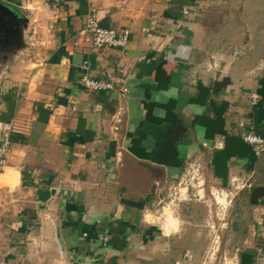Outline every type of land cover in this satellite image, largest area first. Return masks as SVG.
Listing matches in <instances>:
<instances>
[{"label": "crops", "instance_id": "crops-1", "mask_svg": "<svg viewBox=\"0 0 264 264\" xmlns=\"http://www.w3.org/2000/svg\"><path fill=\"white\" fill-rule=\"evenodd\" d=\"M91 11L101 27L130 30L124 51L92 47L84 31ZM235 18L242 26L223 34L221 20ZM254 20L264 22V0H0V27L17 23L21 38L0 36V131L8 125L13 137L0 172V264H186L170 208L159 227L140 213L155 168L171 181L190 160L219 187L238 186L232 264H264V144L244 139L264 140V26ZM85 62L109 89L83 87ZM223 79L227 87L214 90ZM148 109L151 120L170 109L179 125L205 121L160 164L159 133L169 127L146 120ZM140 133L147 160L130 152ZM144 164L151 176L139 187ZM146 198L140 210L122 203Z\"/></svg>", "mask_w": 264, "mask_h": 264}, {"label": "rangeland", "instance_id": "rangeland-1", "mask_svg": "<svg viewBox=\"0 0 264 264\" xmlns=\"http://www.w3.org/2000/svg\"><path fill=\"white\" fill-rule=\"evenodd\" d=\"M231 4L239 9L233 1ZM219 11L226 12L227 10L222 8ZM197 13V10L196 12L192 11L190 16L195 17ZM236 18L231 23H229L230 20H221L223 24H226L222 26L223 34L227 33L228 36L231 33L233 22L235 28L242 26L240 20H244ZM249 24L253 27L264 26V22L259 20L249 21ZM231 39L232 36L229 38L231 48L237 46V41L232 42ZM198 162L187 161L177 178L171 181L165 180L160 169L155 168L153 175L156 185L154 184L149 192V196L152 198L147 208L140 214L145 216L149 222L158 220L155 223L159 227V225L167 224L164 209L170 208L171 216L180 221V233L182 239L186 240V243L185 240L182 242L184 244L182 249L185 245L187 248L183 253L187 251L190 256L186 264H232L233 241L230 236V225L233 219L234 200L240 197L239 190L235 188L238 186L235 184L229 189L219 187L209 178L205 165H200ZM147 171L148 168L145 167V164L137 167L136 172H139L140 176L139 187L141 183L148 186L146 177L147 175L151 176V172ZM133 177V174H130L126 178L131 180ZM108 179H106V183L113 185L114 178ZM134 185L135 182L131 187L128 186V189L135 190ZM137 191L138 194H144L142 189ZM156 234L161 236L159 229Z\"/></svg>", "mask_w": 264, "mask_h": 264}, {"label": "built area", "instance_id": "built-area-1", "mask_svg": "<svg viewBox=\"0 0 264 264\" xmlns=\"http://www.w3.org/2000/svg\"><path fill=\"white\" fill-rule=\"evenodd\" d=\"M84 31L89 34L92 47L95 49L112 48L124 51L130 40L131 32L127 28H104L99 25L98 18L94 11L87 16ZM81 83L89 91H102L110 88V85L102 80H95L90 78L87 73L89 71V64L83 63L81 65ZM10 127L4 125L0 131V172H2L8 163V156L11 150L12 142L10 140ZM244 139L256 146L260 147L264 144V140L257 136L247 134ZM264 260V257H262Z\"/></svg>", "mask_w": 264, "mask_h": 264}, {"label": "trees", "instance_id": "trees-1", "mask_svg": "<svg viewBox=\"0 0 264 264\" xmlns=\"http://www.w3.org/2000/svg\"><path fill=\"white\" fill-rule=\"evenodd\" d=\"M260 84L264 83V77H262L260 79ZM229 84V80L228 79H223L222 81L219 82H215L213 84V89L215 90H221L227 87V85ZM226 103H222L219 106V109L223 112V110L226 108ZM169 107V106H168ZM167 107V108H168ZM165 107V109H167ZM147 116H146V120L150 119L149 116V109L147 110ZM178 117L177 114H175V112L170 111V109H168L167 111V115L163 118V119H150L151 122H153L154 124H166L168 125L169 129L166 132H161L159 133V137L163 140H165L166 142V146L159 150L156 153V161L160 164H166L168 157H172V158H176L177 157V148H178V144L182 143V139L184 136V132L187 131V128L189 126H194L196 124H203L204 123V119L201 118H194L193 120H191L190 125L181 123V125H179V121H177ZM217 119L219 120V123H221V121H223L222 119V113L219 112L217 114ZM131 137V135H130ZM147 139V137L143 134L140 133L138 137H131V147H130V152L132 154H134L135 156H137L140 159H150L152 157V153L148 152L147 147L146 146H142L139 145L138 147V143H143V140L145 141ZM10 140L12 142L13 137L12 135H10ZM147 199L144 200H139V201H122V203L128 207V208H136L138 210L143 208V205L145 202H147Z\"/></svg>", "mask_w": 264, "mask_h": 264}, {"label": "water", "instance_id": "water-1", "mask_svg": "<svg viewBox=\"0 0 264 264\" xmlns=\"http://www.w3.org/2000/svg\"><path fill=\"white\" fill-rule=\"evenodd\" d=\"M2 7V6H1ZM2 9L6 10L7 14L12 18V19H18V22H21V19H19V17H17L12 10L7 9L6 7H2ZM22 21H24V19L22 18ZM24 26V24H23ZM0 36L2 37V39L5 42H13L16 43L18 41L21 42V38H20V29L17 23H14L13 25H10L9 27H0ZM24 45V44H22Z\"/></svg>", "mask_w": 264, "mask_h": 264}]
</instances>
